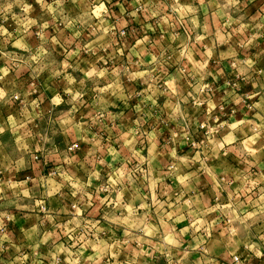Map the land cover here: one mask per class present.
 Segmentation results:
<instances>
[{
  "label": "crops",
  "instance_id": "0c3cea01",
  "mask_svg": "<svg viewBox=\"0 0 264 264\" xmlns=\"http://www.w3.org/2000/svg\"><path fill=\"white\" fill-rule=\"evenodd\" d=\"M0 264H264V0H0Z\"/></svg>",
  "mask_w": 264,
  "mask_h": 264
},
{
  "label": "built area",
  "instance_id": "2783aa9c",
  "mask_svg": "<svg viewBox=\"0 0 264 264\" xmlns=\"http://www.w3.org/2000/svg\"><path fill=\"white\" fill-rule=\"evenodd\" d=\"M225 83H229V84H233V82H230L229 80L227 81L226 80V82ZM200 91L201 90H206V91H209L210 90V88H209V86H200ZM11 98H13V99H17V95L15 94V93H13L12 95H11ZM199 128L200 129H202L203 128V125L202 124H199ZM74 146V144H70L69 146H68V148L70 149L71 147H73ZM34 157H36V156H34ZM239 260V258H238V256L237 255H232V261H238Z\"/></svg>",
  "mask_w": 264,
  "mask_h": 264
}]
</instances>
